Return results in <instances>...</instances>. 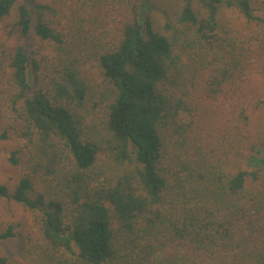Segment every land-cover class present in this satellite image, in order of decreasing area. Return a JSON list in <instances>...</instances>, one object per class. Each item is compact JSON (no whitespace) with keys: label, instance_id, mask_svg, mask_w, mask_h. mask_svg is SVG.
I'll return each instance as SVG.
<instances>
[{"label":"trees","instance_id":"trees-1","mask_svg":"<svg viewBox=\"0 0 264 264\" xmlns=\"http://www.w3.org/2000/svg\"><path fill=\"white\" fill-rule=\"evenodd\" d=\"M261 2L0 0L34 264H264V50L222 14Z\"/></svg>","mask_w":264,"mask_h":264},{"label":"rangeland","instance_id":"rangeland-1","mask_svg":"<svg viewBox=\"0 0 264 264\" xmlns=\"http://www.w3.org/2000/svg\"><path fill=\"white\" fill-rule=\"evenodd\" d=\"M55 1L62 0H44ZM258 6L256 14L261 20L246 23L243 18L238 15L237 11L232 9L223 10V20L232 25L234 32L241 34L242 37H254L255 47L264 50V0L255 4ZM158 20L162 19L160 11L156 13ZM9 19H5L0 23V39L9 45L15 40V37L8 36L5 27ZM109 37L112 36V24L109 28ZM258 39V40H257ZM34 45L37 40L33 39ZM261 42H263L261 44ZM39 44V43H38ZM260 44V45H259ZM263 56L262 51L260 53ZM256 69L251 76V86L259 87L260 81L264 80V68L261 65V59L256 60ZM2 79L0 78V81ZM1 106V105H0ZM251 119L255 122H264V109L259 108L252 110ZM19 121L15 119L12 113L8 112L6 107L0 108V182L5 183L12 188L18 180L21 170L11 165L8 161L9 152L22 143L19 135ZM11 225L13 235L4 240H0V257L6 259L5 264H34L33 248L39 241V235L33 220V214L24 208L21 204L0 197V233Z\"/></svg>","mask_w":264,"mask_h":264}]
</instances>
